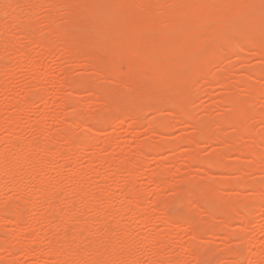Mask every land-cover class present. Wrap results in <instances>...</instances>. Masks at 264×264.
<instances>
[{"label": "rangeland", "instance_id": "1", "mask_svg": "<svg viewBox=\"0 0 264 264\" xmlns=\"http://www.w3.org/2000/svg\"><path fill=\"white\" fill-rule=\"evenodd\" d=\"M4 1L9 2V0H2V2L0 0V17H1L0 18V24H2V22H4L3 23L4 25L3 24L2 25L4 27L6 25H8L9 28H10L9 25H11V29H8L6 26V28H7L6 31L3 30L2 31L3 33H2L1 29H0V34L2 33V34L8 35L9 36L8 39L10 38V35L12 36L8 41L9 44L12 46V48L9 47V45H4L5 47L0 46V77H1L0 80L2 79L3 81L1 80V82H3V83L5 82L4 85H3V83H2V85L0 84V121L2 122V124L5 123L4 125L7 127V126H9L8 122L10 120V116L14 115L18 121H21L22 127H18V129L15 132L10 131L9 128L7 127L8 131H10L11 133L6 131V130H3V129L0 130V151L1 152H4L5 154L6 153L7 154H9V153L13 154V149H12V147H10V144H8V142H7L10 139H13V138L18 139L19 138V140L22 141V143H24V144H27V143L29 144V142L34 141L35 144L40 146V144L42 145L43 143L48 142V138H47L48 135L49 136L53 135L56 133V131L59 133L61 132V134L65 135V134H68L67 129L68 130L69 129L74 130L76 132V133L74 132L75 134L69 133L70 134L69 136L71 137V139L74 142H76L80 139L78 137L82 136V135L78 136L82 131H81V128L79 126H76V124L79 121H76L75 119H72V118H76L78 120H80L79 118H81V120L83 119L82 120L83 122H86L87 126H90V125H92L91 121L93 119L92 116H94L93 113H96L95 114L96 117L94 119L97 121H93L95 123L94 126H97L96 122H98L100 120V122H98V124L99 125L102 124V127H103L106 125V120L104 118V112H105L104 111V104L106 106H109L107 110L111 113V115L114 114L113 116H115L118 114V110L116 108L120 109L119 103L122 102L124 104V106L126 105V107H127V108L124 107L122 103H121L122 105L120 104L121 108L126 109V115L125 116L131 115L134 113L135 115L137 114L136 116L140 119L139 124H137L136 122H135L136 124H134L133 123L134 120L131 119L132 117L128 116V118L130 117L128 120L126 117L124 118L125 119L124 122L126 124L124 122H123L124 123L123 124L120 121L113 127V129H108L109 131L107 130V128L105 129V127L103 129L99 128L100 130L97 131V134L90 135L91 146L88 145V147L90 146L89 148L86 147L84 149H81V150H83V152L80 150L81 153L80 154L78 153L77 157L79 158V161L77 160L78 162L76 161V163H74L75 160L74 161L71 160V162H66V161H63L61 159H56L53 165H49V164L45 163V164L41 165L40 167H38V169H37L38 171H36L35 176L28 175V173L26 172V167H22L19 169V172L21 174H24V176L20 175V177H19V180L22 179L20 181V186L23 190H29V187L33 183L32 186H34L35 189L37 191H39L40 181L42 179H45L48 182H50L51 185H53L52 190H50L51 192H54L55 190H57L56 193L54 192V194H52V193L51 194L53 196L56 195L55 196L56 198L63 197L60 199V201H57L59 199H56L54 197V199H56V201H54V199H51V200H49V202L48 201L45 202L46 204L45 203L44 204L39 203L37 205V211H36L37 213L34 215L38 214V216L40 215L42 217L45 214H47V215H52V213L55 214V215L53 214L55 217L54 219H52V217L50 216L49 218L51 220H49L48 222H45V223H49L48 225L44 223L45 226L47 225L46 227L43 225H42L43 226L42 228L38 226L39 228H41V232H42L40 240H39V242L41 244H43L42 248L47 247L46 245H49L53 240H55L57 238L60 239V243H61L60 245L65 246L66 244L68 245V242H71V243H69L68 246L69 247L72 246L70 249H72L73 251L69 250V252H68V249H69L68 246H66V249L64 250V255H66V253H67V255H69V258L72 259L70 264H72V263L73 264H81L79 262H81V260H83V259L85 260L87 258H88L87 260H90L92 262V264H94V263L95 264H101V263H103L102 260L105 258V257H103V255L107 256L106 254H108V252L111 249H113L116 253H117V251L119 253L120 252L123 253L120 255L117 253L119 258H118L117 262L114 264H124L126 262L130 264L131 262L135 261V260H133L134 255H135L134 259H136V261L140 256V258L138 259V260H140V262L137 261L138 264H159V263L160 264H174V261L176 262L177 260H179L180 254L182 255V256L181 255L180 256L183 257V258H180V260L178 261L180 264H234L233 262L238 261V259L235 258V256L233 254H230L231 255V257H230V255H229V253H227V251L231 250L229 252L232 253V250H234V251H237L239 253L244 254L243 248H245V245H243V244H245V242L243 241V243H242V240H243L242 237H244V235H247L248 238H246V237L245 238L248 242L253 244L252 248H253L254 252L257 253V257H258L256 259H254L252 264H264V251H263L264 248L262 247L263 243H264V207L261 206V204H262L261 202L257 203L256 201L253 200L254 191L250 190L252 188L247 187L246 191L241 192V191H239L238 188H234V187H231V188L219 187V189L218 188L216 189V191L218 190L216 192L217 194H215V195L211 194L212 197L209 196L210 195L209 193H204L202 191L204 186L209 184V182L208 183L206 182V180L209 179L207 176L209 174H212L213 171H214V173L212 174V175H214V177H213L214 182L213 183H219L222 181L232 182V181H237L240 179H245L247 183L249 182L251 184H254V183L257 184L259 182L264 183V172L262 170H260L261 167L259 166V169L253 170V171H250V170H247V171L246 170H244V171L243 170H240V171L239 170H235V171L226 170L225 171L222 169H220L221 171H219V170L217 171L216 169H212V168L205 166V165L199 164L200 165L199 166L197 164V166H196L193 163L187 162L188 156L190 154H192V152L196 153L195 151H197L198 156L201 159L205 160L206 158H208V160H209V157L211 159L212 156H214L215 152L220 151V153L221 152L222 153H221V157H220L221 159L220 158L219 159L221 160V163H224L223 165L227 164V166H228L229 164H231V165L232 164L233 165L238 164L241 167L250 166L251 162H250L249 158L244 157V156L240 157V156H237L235 154H232L233 153L232 150L235 149L233 147H235L236 144H237V147L238 146L242 147V146H246L247 144H249L251 141L249 137L237 136L238 137L237 143L235 144V146H232L233 149L230 148L231 146L224 149L225 147L222 148L221 145L198 143L199 145L197 144V146H196V144L189 145V146H183V147H181L175 151L171 150L169 148L168 149L165 148V150L160 155H156V156L153 155L151 152L152 147L154 145L158 144L161 139L154 135V133L152 132L153 128L151 129L152 126L150 127V124L155 122V121H159V119H161L160 117L162 115H163L162 116V119H163L164 115H166V114L168 115V113L170 112L169 110H167V109H169V104L167 102L162 100V102L160 103L161 99L157 97V91L154 90V88H153L154 81H163V80H166L168 77H170V75H173L172 73L177 74V73H180V71H181V73L186 71L185 68L183 67V65L181 64L182 63L181 62L182 57H183V56L181 57V55H183L182 53L184 51V46L182 44L181 39H176L174 42L165 46L166 48L165 47L162 48L159 46L152 48L150 50L149 54L146 56L145 61H143L144 63H142V62L141 63L146 65V66L147 65L150 66V68L152 69L153 79L135 77L136 81L134 78L133 83H131L132 86H129V84H128L129 82L125 83V81L123 82V81L117 79L116 77L113 78L112 75H108L105 72L102 74V72L105 70L104 69L105 64L109 63L108 60H114L115 59V61H118V56L120 55L121 52L124 51L125 48L130 49V48H133L135 46V43L132 41L130 36L123 37L122 41H120L119 36H118L119 38H116V37L114 38V36H117L116 34H120L121 32H127L129 27H130V23L127 20V18H125L126 16L124 15V13L122 11H118L117 9L113 8L112 1H110V0L98 1L97 0V1H94L92 3V10L84 8V10L75 9L73 11L66 9L65 7H67V6H64V5L62 6V4L65 3V0L64 1H62V0H37L38 5H37V3H36L37 6L35 4H32V5H34L33 7L32 6H30V7L25 6L26 5L25 0H12V1H10L11 4H9L8 2H4ZM14 1H16L17 4ZM38 1H40V2L55 1L52 3L57 4V5L58 4L60 5V3L63 2L60 5L61 7L59 6L58 10H54L55 12L53 11L54 15L57 16V19L55 18L57 20L56 23L61 24L62 25L61 27H63V28H65V26H63V25H65L64 23L67 22V24L69 25L70 23L71 24L73 23V20L75 21L76 19H79V21H77V22H80V23L77 24V22H74L75 24L73 23V25H75V26H70V27H72L71 29H75L76 27H78V29L81 30V28L84 26L86 29V32H87L90 29L94 30V28H93L94 27V21L102 20L105 22L106 29L103 28L104 30L102 29L100 31H97V33H96V30H94L95 32H90V34L92 36L89 34H87V35L90 37H87V35L85 36L87 38L82 37V39H81V37H78V35H82L81 34L82 30L77 31V28H76V31L72 32L73 35L75 34L74 37H76V38L78 37V40L80 42L77 41L76 38H74V41H76V43L79 44V47L81 50H83L82 51L83 53H89V52H90V54L96 53L99 45H105L106 46V45L110 44L111 47L114 49L111 50L110 45L107 46V51L101 55V57L103 59H101V57H100L99 60L101 62L99 60H97L98 63L96 62L95 59L91 60L93 62V64L90 60L83 61L84 59L79 60V61H77V60L76 61H73V60L70 61V58L68 57L69 52H66V50H65L67 45H66V43H63L65 45H62L63 38L57 37L58 34L52 35L48 30V27H47L48 24H47L45 17L51 12L50 11L51 8L49 6L47 7V5H46L47 3L46 4L42 3V5H41V3H39ZM56 1H57V3H56ZM66 1H68V0H66ZM70 1L71 0H69V2ZM73 1H75V0H73ZM76 2L77 1H75L74 5L76 4ZM18 4H20V6ZM22 5L25 7L23 8ZM65 5H68V4L65 3ZM68 7H69V5H68ZM34 8H36V10H34ZM27 9H29L30 11L28 10L29 11L28 12ZM69 11L74 12V14H71ZM161 11H160V13H161ZM15 12H18V14H15ZM31 12H32V14H30ZM263 12H264V10H263ZM16 15L21 16V17L19 16V18H21V19H19L18 22L14 20ZM22 16H23V19H22ZM34 17L37 21L36 27L39 25L37 27V28H39V30H37V28H36L37 33L34 32V34H33L34 37L29 38V37L25 36L26 37L25 38V37H23L24 34L21 31V29H22L21 24L22 23L26 24L28 22L26 20L23 21L24 19L29 20V19H33ZM80 17H81V19H80ZM83 17H84V19L86 18V20H84ZM72 18H73V20L71 21L70 19H72ZM15 19H17V18H15ZM68 20H70V21H68ZM68 22H70V23H68ZM18 23H20V24L17 25ZM91 24L93 25V27ZM79 26H81V28H79ZM125 26H127V28ZM66 27H67V25H66ZM70 27L69 28L67 27L66 29H70ZM84 27H83V29H84ZM124 27L126 28V30H124ZM38 31H40V33H38ZM74 32H76V33H74ZM83 32L84 31H82V33ZM77 33H79V34L77 35ZM108 33H111V35H109ZM36 34L37 35L40 34V36L45 35L44 37H46L47 39L44 37L40 38L39 35L37 36ZM83 35H85V34L83 33ZM100 36L104 37V39L105 38L106 39L105 40L103 38L100 39ZM38 37L40 39H42L43 41H45V44H48V45H50V42H51V40H49V38L52 39L55 42V46L56 47L58 46L59 49L58 50L56 49L55 52L53 51V52L49 53V55H47L48 53L46 54L49 57L46 58L47 60L45 59L46 60L44 62L45 64L43 66L39 67L38 72L40 75H38V77L36 78L35 75L31 72L30 67L28 68V65L26 64L27 62L23 63V61H19V59L17 57L20 54L19 52L20 51L22 52L23 50H24L23 52L31 51L30 55L32 54L31 57L34 56L33 58L38 57V55H39L38 52L40 51V47L37 44H35ZM1 38L2 39L6 38V36L4 35ZM32 38H33V40H35L37 38L36 41H34V45L31 44V43H33ZM80 39L83 42H81ZM85 39H87V41ZM89 39H91V40H89ZM30 40L32 41L31 43H30ZM179 40L181 41V43H179L180 42ZM10 41L13 42L14 44H12ZM88 43H91V44L93 43V44L89 45ZM115 44H116V46H115ZM23 46L27 47V48H24ZM63 46L65 48H63ZM93 47H95V49ZM221 48H222V50H224V52L228 51V47H226V46L221 47ZM247 48H248V55H247L246 59L245 58L239 59L236 56H233V55L230 56L231 54L228 53L227 55H229V56L224 58L225 60L224 59L220 60V62L222 61L221 63L214 64L213 66L210 67L211 69L209 68L210 70L208 69V73L210 72L209 75H211L210 76L211 80H214L218 77H220V78L222 77L227 82V84L229 82V83L233 84L232 86L237 87L236 88V92H237L236 96L241 98V99L242 98L245 99L249 95V93H247V91L245 90L246 89L245 85L243 86V84L245 82H249L250 84H253V85H256L258 82H263V80L259 79L258 77H255V75H254V77L252 75L251 80H247L248 77H246V76L248 74V71H250L254 68L258 69L260 67L261 68L264 67V61L259 56H257V50L252 46H248ZM117 49H118V51H117ZM13 50H15V51H13ZM12 52H14V53L12 54ZM15 52H18L19 54L15 53ZM40 56L41 55H39V58H40ZM42 56H44V55H42ZM69 56L71 57V55H69ZM150 57L152 58L151 60H150ZM19 58H20V56H19ZM39 58L38 59L35 58V59L39 60ZM43 58H45V57H43ZM156 58H157V60H156ZM106 61H108V62L106 63ZM18 62H20V63H18ZM94 62H96L97 64ZM21 63H23V64H21ZM101 64H102V66H101ZM219 65H221V66H219ZM93 67H96L95 69H99V72H96V70H94ZM224 67H226V69ZM189 68H191V67H189ZM190 70H192V68ZM245 71H247V73ZM169 72H170V74H169ZM100 73L103 76L99 75ZM208 73H207V76H208ZM69 74L71 76H68ZM108 76H110V78L112 77L113 80L110 79ZM82 78H84V80L86 81L85 83H83L84 81H82L83 80ZM53 79L56 82V84L49 87V90H50L49 94L50 95H49L48 101L46 103H43L42 101H38L39 99L36 98V99H34V101L32 100V102H33V103L31 102L32 105H29L28 107H24V110L22 112L13 109L11 106L10 107L8 106L10 103V101H8L9 98L12 99L13 97L15 98L17 96H24L28 92L29 93L30 92L38 93V90H41L42 87L47 84V81L51 82V80H53ZM208 79L205 76L202 77L200 82L193 84L194 87L192 86L193 88L191 89V91L193 93L191 91L189 92V94H191V93L193 94L192 97L188 96V102H189L188 107H189V109H191V113H193L192 115H194V121H193L194 124L193 125H192V122H191V124L188 123L189 121L184 122L185 119L182 122L181 120H179V118H177L175 116H170V115L167 116L166 115L164 117V119H166L167 121L164 119L163 120L165 122H167L168 124L170 123V129H168L167 130L168 132L166 131L165 135H164L165 139L167 140L165 142L175 143L176 141L178 142V140H180L181 138H186V137L189 138V137L195 136L197 134V130L194 126L195 123L201 124V123H204V121H208L206 123H209V125L214 122L215 124H212V126L210 125V127H212V130H214V131H217V132H219V131L223 132L224 131L223 134H225V135L227 134L226 136H231V135L236 136L235 130L232 127H230L229 125H225L224 130H223V127H224L223 123H222L223 126L219 125L220 119H223V122H224V118H222V117H223V114H225V111L228 110L227 106L223 105L220 99L222 96L224 97L227 94L226 92H228V90L225 88H222V87L214 86L211 82L208 81ZM63 80H65L64 82L66 85L63 84L64 83ZM138 80L142 81V82H140V84H139ZM243 80H244V83H243ZM81 81L83 84L81 83ZM93 81L98 83V85L100 84L99 88L101 86L104 88L106 86L109 87L110 88L109 92L103 94L104 93L102 91L103 89L101 88V90H99V88L97 87V84L94 83ZM240 81H242L243 84ZM134 82H136V83H134ZM145 82H147L149 85ZM86 83H88L89 85ZM142 83L145 85L147 84L148 86L147 85L144 86ZM127 84H128V86H127ZM133 85H135L136 92H139L140 94L143 93L144 96L147 93H148V95L151 94V96L153 97L152 99L155 100V103H157V104L159 103L158 106L162 105L163 108H165L166 110L163 109L162 106H160L161 108H159L158 106L157 107L154 106L155 104H154V102L152 103V101H153L152 99L149 100V98H148V100H146L148 95L144 99L145 101H143V99H142V100H140L141 102L138 101V104H137V102L135 104L133 103V105H131L132 103L129 104V102L132 98V96L130 95L132 92L130 91L131 93H129L128 90L130 88H133L132 91H134ZM149 86L153 90L149 89L150 88ZM36 88H37V90L34 91V89H36ZM90 88H92V89H90ZM146 88H147V90H150L151 92H148L146 90ZM73 89H75V90H73ZM71 90L73 92H71ZM91 91H93V92H91ZM94 91H95V93L99 94V95L96 94L99 96L98 98L95 95ZM76 92L81 94V98H76L74 96V93H76ZM144 92H147V93L145 94ZM54 93L58 94L57 98H53ZM92 93H94V94H92ZM127 93H129V95ZM139 93H138V96H139ZM124 94H127L126 99L124 97H122V96H124ZM133 95H135V93ZM143 95L141 94V96H143ZM68 97H71V98L73 97V98L69 99ZM119 97H121L122 101H119L120 100ZM65 98H66V100L64 103ZM158 99L160 100L159 102H158ZM76 100H77V103H76ZM126 100H128V101H126ZM191 100H192V102H191ZM35 101H37V102L35 103ZM70 101L73 103H71ZM78 101H80V105L83 104V107L80 106L77 109V106H78L77 104H79ZM117 102H118V105H117ZM126 102L128 103L129 106H127ZM139 103H144V104L150 103V104H147L145 106H143V104L142 105L140 104V107H143V108L140 109V111H139L138 110L139 109ZM255 103L256 104L254 105V109L256 111H258V110L264 111V96L260 97L257 100V102H255ZM74 105H77V106L73 107ZM79 108H81L82 110L85 109L84 112L81 113L82 110H80ZM78 110H80V111H78ZM85 111H86L87 115H88V113H90L89 116H91V113H92L91 117L86 116L88 119L91 118L89 123L87 121L88 119L85 120V116H84ZM129 112H130V114H129ZM56 114L59 117L58 119L55 118ZM99 114L101 115V118L104 119L103 122H102V119L99 118ZM71 119L73 120L72 122L70 121ZM248 120H249V121H247L248 126L252 129H254L255 132L262 131V130L264 131V123H261L259 121V118L252 117V118H249ZM40 121H43V123H44L43 128L46 132L45 136L41 135V132H40L41 130L39 131L40 136H39L38 130L36 131V129L40 128V127H38L39 126L38 122H40ZM70 123L71 124L73 123V124L69 127H66L67 129L65 128L66 130H64V132L61 131V129H64V127H65L63 125H67ZM35 124L38 125L36 128H35V126H36ZM0 125H1V123H0ZM5 126H2V128ZM217 126L219 128L221 127V129L219 130V128ZM6 127L4 129H6ZM70 127H74V128L72 129ZM154 129H157V125L154 126ZM70 130H69V132H70ZM234 132H235V134H234ZM59 133H56V134H59ZM108 138H114L117 142H119L120 144H123V146L121 145L118 147L117 146L118 144L117 145L113 144L114 146L110 145L111 147H108V146L104 147L105 145L103 143ZM36 139H37V142L40 139V141L42 143H40V141H39V143H37ZM240 140H243V141H240ZM54 141H55V145H52L54 147L50 146V151H51V148H52V152H56L59 148L66 147L65 141L63 139H60V140L54 139ZM34 142H32V143H34ZM126 143L129 144V146ZM142 143H145V144L148 143L149 149L147 148V145H146V148L144 145L145 155L147 154L144 161H143V159H141L142 162H144L143 163L144 165L142 164L140 169L137 170L135 173H133L134 179L136 182L133 181L135 184L132 183V186H131L132 187L131 189H133V185H134L136 188L139 189V191L144 192L146 195V199H145L146 201L145 200H144L145 202L143 201L144 205L142 202H141V204H139L140 208H141L142 212L150 213L151 210H155V208H157L159 206L161 207L162 204L159 203L160 200H161V202H163V205L165 202L168 203L167 202L168 199H169V202L171 201V203H169V206L164 205L165 207L163 206V208L159 207L160 209H157V212H158V210H159V212L153 213V216L151 215L152 217L150 216L152 218V220L150 219L151 221L147 220L145 222H140L139 217L134 216L133 214L123 213L122 212L123 210L119 207V204L123 205L124 208L126 206L131 205V200H132L131 197H129V196H128L129 198L126 197V193H125L127 190L126 186H128V184H129L128 183L129 178L127 180L128 174L126 173V171L125 170H123L121 172L118 171V173L113 172L114 174L111 175L112 171L110 169V166L108 168L107 163H106V165H105V163L102 164L103 162L101 163V158L109 156V155H110L109 157H113V158L115 157L116 163H117V160L120 162L123 159L122 158L123 153H124L123 150H125L127 152H129L130 150L133 151L140 144L143 145ZM241 144H242V146H241ZM123 147H125V149H122V151H123L122 152L121 148H123ZM126 147H127V149H126ZM222 149H224V150H222ZM146 151H148V153ZM127 152H125V156H126ZM120 153H122V154L119 155ZM37 155L40 156L39 154H37ZM94 155H96L97 158L101 157L99 159V161L97 160V158ZM93 156L95 157V159L91 158ZM160 167H164L168 173L170 172V175H168L166 173L168 175V177L161 176L162 178L157 179V180H161V181L163 179V181L166 182L167 186H168L167 187L168 190L166 189L165 191H162L160 197L157 199L156 197L158 196V192H157L158 189H157V185H156L155 181L153 182V179H154L153 175ZM256 168H257V166H256ZM207 169L212 171V173H210V171H208ZM26 175H28V176H26ZM74 175L77 177V179L79 178L78 179L80 182L79 184L84 186V187L82 186V188L85 189V191L83 190V193H87L89 195V196L87 195V197L89 199L91 198V200H94L92 202L90 200L91 204L89 206H87L88 208L86 207V210L84 209V205L82 203H79V202H81V201H79L80 199L75 201V199H77L75 197V195L78 192L75 194L73 192L74 189H71V188H75L74 185L72 184V186H71V183L68 182V178L70 176H74ZM164 178H166V179H164ZM185 179H187V180H185ZM188 179L191 180L193 183L190 181V184H189ZM7 182L8 183L6 184V186H3V189L2 188L0 189V195L2 194V196H4L3 200H5L8 195H10L8 197H13V198L14 197L15 198L20 197L21 196L20 193L14 192L13 190H8L11 187V184L9 181H7ZM249 183H248V185H249ZM59 184L62 185L63 188L65 187V191L60 186L59 187L63 191H59L60 188L58 189V187L55 188V186H58ZM7 185H9L10 187ZM254 186H255V184H254ZM129 187L130 186H128V188ZM135 187L133 190H138V189H135ZM171 187H173V188H171ZM194 187L197 189V191L194 190L195 189ZM82 188L80 187V190ZM123 188H125L126 190H124ZM48 189H51L50 185H49ZM108 189H109L111 194L106 197V195L109 193V191H106ZM122 189L125 192H123ZM156 189H157V191H156ZM190 189H192L191 190L192 194L190 193ZM80 190L78 189V191H80ZM199 191L201 193V196H203L202 198H204L205 200H207L206 197L209 198L206 202L204 199L200 200V194L197 195V193H199ZM201 191L203 192L204 195L202 194ZM60 192H61V194L63 193L64 196H60ZM186 192L189 193V194L187 193L188 194L187 197H186ZM194 192H197V193H195L197 197L199 196V198H198V200L200 201L199 204L196 202V200H197L196 197L195 198L193 197V199H195L194 201L197 204L192 203L193 199H191L192 197H190V196H195ZM4 193H7V194L4 195ZM83 193L81 191V195ZM103 193H105L106 195H104ZM90 195H91V197H90ZM94 195L95 196L100 195L99 197H101V195H104L105 197L103 196L100 199H99V197H97L99 200L97 199V201H96ZM77 196H79V195H77ZM184 196H185V199H184ZM204 196H206V197H204ZM79 197H81V196H79ZM173 198H176V200ZM154 199H155V201L158 200L157 207L154 206V203H153ZM165 199H167V200H165ZM172 199H173V201H172ZM180 199H181V201L183 200L185 202V203L183 202L184 204L188 203L189 206L187 204L186 205L182 204L183 207L178 206L180 204L172 206V204L174 205V203L175 204L179 203ZM229 199H230V201L231 200H233V201L231 203L230 202L227 203L226 201H229ZM6 201H5V203H6ZM16 202H18V199H16L14 203L16 204ZM58 202L59 203L63 202V204L61 203L62 206L61 205L59 206ZM77 202H78V204H77ZM127 202H129L130 204ZM237 202H239V203H237ZM255 202L257 204H255ZM3 203L4 202L2 201L0 206L1 205L4 206ZM7 203L8 204L5 205L6 206L5 212L2 211V209L4 210V208L1 206L2 207V209H1V207H0V209H1L0 211L3 212L1 215L2 217L0 216V236L2 237V238L0 237V262H1L0 264H3V263L7 264L8 263L7 259H9V258L12 259V261L9 259L11 261L9 263H11V264H36L37 262H39L40 264H52L53 263L52 261L53 260L55 261V258L53 256H51L48 259V261L42 262V261L38 260L37 257H34V256H33L34 258H32V257L27 258L22 253L18 252V251H20V250H18V248H17V250H15L17 252H15L13 250V249H15V247H17V243H15L16 238L11 239L14 236L8 237L11 235L9 233L13 232L17 238H21L22 234L24 232L28 237L34 236L33 233H35V230L31 229V231H30V228L31 227L34 228L32 226V223H33V225H35V223H36L35 219L37 216H31L33 213H30L29 207L24 205L26 207V209H24L23 216L21 219V228L14 229V227H12L9 223L7 224V221H8L9 217L14 218V216L17 214L18 210H17V208H15L14 203H12V202H7ZM9 203H12L14 205L11 206V204L9 205ZM49 203L50 204H52V203L56 204L57 203V206L59 207V209H57L58 207L55 204L54 205L57 208L56 207L51 208L54 205L51 206V205H49ZM180 203H182V202H180ZM190 203L192 206L190 205ZM230 204H234L236 209H238V211H239V215L237 217L238 219H239V217H241L240 214H243V215L249 214L250 215L249 222L251 221L250 224H245L244 222H241L239 220L238 221L241 222L242 224L238 223V221L235 222L231 217V216H233L232 214L235 215L234 206H233L234 211L231 210V212H233V213H231L230 212L231 208L229 209ZM48 205L50 206V208L48 207ZM73 205H74V207H72ZM166 205H168V204H166ZM193 205L195 207H198V208L194 207L193 209H191L193 207ZM75 206H77V207L75 208ZM187 206L190 207L191 210L189 208L186 209ZM13 207L15 208V212H13L14 211ZM142 207L144 208V210L146 209L147 212L144 211ZM180 207L181 208L185 207V208L180 210ZM253 207H255V208H253ZM241 208L246 212H242L243 210ZM55 209H57L58 211H55ZM248 209H250V210H248ZM148 210H149V212H148ZM182 210H183V212H182ZM27 211L30 214H27ZM62 211L65 214H63ZM81 211H82V213L85 214V216L82 217L83 219L81 218V214H82ZM163 211L165 213H167L172 219H175L177 222H179L181 224L183 223V225H185V226L182 227L180 230H178L176 228L169 227V226L165 225L164 224L165 222L163 223L164 220L163 219H162L163 221L161 220L162 213H164ZM56 212H58L57 213L58 215H56ZM222 212H223V214H221ZM251 212L253 213V216H251V214H252ZM66 213H67L68 217H66ZM227 213H231V216H230V214H227ZM11 214H12V216H11ZM59 214L65 215L64 217L62 215H60L61 217L65 218V219L62 218V220H60V222L61 221L63 222V225L66 222H69L68 223L69 228L74 230V228L78 227L77 229L81 230L82 232H85V234H83V235H86V236L88 235L87 237L86 236L83 237V235L81 236V238L83 237L86 240L85 242L82 241L83 238L82 239L78 238L79 235L82 234V232L78 230L81 233L78 232V234H76V231H75L76 229H75L74 230L75 234L78 236H76V235L73 236V233H72L73 230L71 232V229L66 227L67 223L64 226L65 230L64 231L62 230L63 226L61 225V223L57 222L58 221L57 218H61V217H59ZM225 214H227V215H225ZM25 215L26 216L28 215L29 217L27 216L28 217L27 218ZM209 216L212 218L216 217L215 218L216 220L214 218H213L214 219L213 220ZM219 216L223 219H221ZM228 216H230V217H228ZM235 216H237V215H235ZM32 217H34V218H32ZM41 217H37V218H41ZM186 217L187 218L190 217L189 220L191 222L190 221L187 222L188 219ZM191 217H193V220L194 219H196V220L192 221ZM2 218H4V220L6 218V220L4 221ZM13 218H11V219L9 218V221L13 220ZM225 218L227 220L226 225H228V227H226L223 224L222 225L227 228L228 232L226 231L224 233L223 229L225 230V227H223V229H221L219 225L222 223V221L225 220ZM1 219L4 223L1 221ZM185 219H187V220H185ZM25 220H27V221H25ZM53 220H55V222H53ZM65 220H66V222H64ZM197 220H198V222L196 223ZM229 220L232 221L230 226H229V223H230ZM208 221L210 223V227L208 226L209 224L207 225ZM211 221H213L214 223H211ZM5 222H6V224H5ZM79 222H81V224H83L84 222H86L87 224L88 223L90 224V225L89 224L88 225L90 228V232L93 234L91 236H94V238H95L94 242H89L91 240L90 239L88 240V238L90 236L89 235L90 232L86 233V230L87 229L89 230L88 225L85 224L84 225L85 227L83 225L80 226L81 224ZM194 222L196 224L201 223V226L197 225L199 227H202V224L205 225L206 228L203 229L204 231L202 230L203 232L201 231L199 233L198 231L202 228L199 229L198 227H196V224H194ZM188 223L191 227L193 226L194 228L192 227V229L191 228L189 229ZM192 223L195 226L192 225ZM29 224L31 225V227ZM142 224H147V225L144 226ZM215 224H217L218 227L217 226L215 227ZM1 225L3 226L2 229H1ZM49 225H50V227H49ZM186 225H188V226H186ZM51 226H53V227H51ZM141 226H142V228H141ZM58 227L61 228L60 231H59ZM79 227H82L83 230ZM207 227H208V229H207ZM5 228H7V229H5ZM66 228H68L70 230V232L68 230V232L70 234L66 231L67 230ZM85 228H87V229H85ZM210 228H213V229L218 228L217 232L215 231V233H217L218 235H213V232H212L213 230H211L212 234L209 233ZM219 229L222 230L223 232L219 233V231H220ZM8 230L10 232H8ZM11 230H13V231H11ZM56 230H58V232ZM107 230L108 231L110 230L109 232H111L110 237L109 236L105 237V235H106L105 233L107 232ZM191 230H195L199 235L197 243H200V245L202 244L203 246H206V245H212V246H209V247L207 246V248H209V249L203 247L204 251L201 249L200 250L201 252H200V251H198L200 248L196 245V247L198 248L197 252H196V248H195L193 251V255L190 253H186L183 256L182 251H180V249L182 250L181 247H185L184 245L188 246V244L191 243V241L193 240V236L190 233ZM61 231L63 233H60ZM140 231L149 232L150 235L146 236L145 239H140V237H138L140 234ZM235 231H238V233H239V231H243V232L245 231V233H242L243 235L239 239H237L238 236H236L234 239H232L233 236H235L234 233H232V232H235ZM64 232H65L67 238H68V236H70L71 239L68 238L69 241L66 240V236L64 235ZM31 233H32V235H31ZM227 233H228V235H227ZM60 234L62 235V237L60 236ZM2 235H5V236H2ZM107 235H108V232H107ZM53 236H59V237L53 238ZM63 236H64V238H63ZM151 236L154 240H157V241H152ZM226 236L228 237V239L226 238ZM76 237L78 239H80L81 241H79L78 239L76 240ZM4 238H6L7 241H5L6 239H4ZM158 238H160V239H158ZM29 239H31V238H29ZM59 239H57V241H58L57 243H59ZM61 239H63L62 240L63 242L61 241ZM164 239L166 240L165 242H168L169 244L165 243L163 241ZM240 239H242V240L240 241ZM73 240H76L77 243L83 242L84 245H82L83 243L80 244V245H82L80 248L78 246V244L76 242H74ZM113 240H114V243H112ZM29 242H31V241H29ZM48 242H50V243L48 244ZM154 242L156 243V245L154 244ZM2 243L7 244L6 250H8V251L2 250V248L5 249L4 248L5 245H3ZM8 243H9V245H8ZM13 243H15V245H13ZM108 243L111 244L110 245L111 248H108L109 247V246H107ZM157 243L161 244V248H163V245H164L166 250L163 251L165 248L161 250V248H159L160 246L157 247L158 246ZM75 244H77V245H75ZM135 244L138 247H136ZM166 245L169 247H167ZM74 246L79 247L80 252H79V249L75 248ZM129 247H130V252L133 250V249H131V247L137 248L139 251L137 249L134 250L135 252L132 251V252H134L133 256L131 254L129 256V259H128L127 255H129L130 252H127V251H129ZM232 247H233V249H228V248H232ZM82 248H83V250H81ZM90 248H92V250ZM141 248L143 249V251L141 250ZM44 249L45 248H43V250ZM47 249H48V247H47ZM47 249H45L44 251L47 252L48 251ZM93 249H95L96 252ZM205 249H207V250L205 251ZM71 251L74 252L75 254L73 255V253H71ZM77 251L80 254L83 252V255L81 254V257L79 258L81 260L78 259L79 253ZM143 252L145 254H143ZM162 252H163V254H161ZM204 252H205V254H206V252L207 253L209 252L211 255L207 256V254L206 255L204 254L205 257H203L202 253H204ZM156 253L161 254L164 258L162 256L157 257ZM36 254H38V253H36ZM194 254H196L195 257H193ZM43 255L41 254V256H43ZM67 255H66V258H68ZM76 255H78L77 258H76ZM84 255H86L88 257L86 258V257H84ZM95 255H96V259L99 258V260H95V258H94ZM101 255H102L103 259L100 258ZM200 256H202L203 259ZM121 257H123V258H121ZM130 257L132 258L133 261H130L131 260ZM197 257H198V259H197ZM1 258H3V259H1ZM158 258H160V260ZM4 259H6L7 262ZM76 259L79 260V262H77ZM100 259H102V260H100ZM162 259H163V261H162ZM158 261H159V263H158ZM194 261H197V263H195ZM96 262H98V263H96Z\"/></svg>", "mask_w": 264, "mask_h": 264}, {"label": "bare ground", "instance_id": "2", "mask_svg": "<svg viewBox=\"0 0 264 264\" xmlns=\"http://www.w3.org/2000/svg\"><path fill=\"white\" fill-rule=\"evenodd\" d=\"M10 1H12V0H9V2L8 1H4V2H8L9 4H11L10 3ZM36 1V2H35ZM62 1H64V0H62ZM75 1H77L76 2V4L74 5V3H75ZM75 1H73V0H71L70 2H69V0L68 1H66L65 0V3L66 4H68L69 5V7H68V5H65V3H60V5L62 4V6L64 5V6H67V7H65L66 9H69L70 11H73V10H75V9H82V10H84V8L85 9H91L92 10V3L94 2V1H97V0H75ZM98 1H104V0H98ZM110 1H112V4H113V8H115V9H117L118 11H122L123 13H124V15L126 16L125 18H127V20L129 21V23H130V27H129V29H128V31L127 32H121L120 34H116L117 36H114V38L116 37V38H119L120 37V41H122V39H123V37H127V36H130V38L132 39V41L135 43V46L133 47V48H130V49H124V51L123 52H121L120 53V55L118 56V61H115V59L114 60H108L109 61V63L108 64H105V70L102 72V74L105 72L106 74H108V75H112L113 76V78H117V79H119V80H121V81H125V83H128L129 84V86H132V84L131 83H133V81H134V78L135 77H139V78H151V79H153V75H152V69L150 68V66H146V65H144V64H142V63H144L143 61H145V59H146V56L149 54V52H150V50L152 49V48H155V47H162V48H164L165 46H167V45H169L170 43H172V42H174L176 39H181V41H182V44H183V46H184V51H183V55H181V57H182V65H183V67L185 68V70L186 71H184V72H182L181 73V71H180V73H177V74H174V73H172L173 75H170V77H168L166 80H163V81H154V86H153V88H154V90H156L157 91V97L158 98H160L161 99V101L158 99V102L160 101V103L162 102V100L163 101H165V102H167L168 104H169V109H167V110H169L170 112L168 113V115L167 116H175V117H177V118H179V120H181L182 122L184 121V119H185V121L184 122H188V123H190L191 124V122H192V125L194 124L193 123V121H194V115H192L193 113H191V109H189V102H188V96H191L192 97V91H191V89L194 87L193 86V84H195V83H198V82H200V80H201V78L202 77H206L207 79L209 78L210 79V76L211 75H209V73H208V69L211 67V66H213L214 64H219V63H221L220 62V60H222V59H224V58H226V57H228L229 55H227L228 53L229 54H231L230 56H236L237 58H239V59H246V57H247V55H248V46H252V47H254L256 50H257V56H259L263 61H264V12H263V10H264V0H110ZM1 2H2V0H1ZM3 2V3H4ZM15 3H16V1H14ZM24 2V1H23ZM39 3H41V5H42V3L44 4H46L47 5V7L49 6L51 9H50V13L45 17L46 18V21H47V24H48V30H49V32L52 34V35H57V37H62L63 38V41H62V45H65V44H63V43H66V45H67V47L65 48L64 46H63V48H65V50H66V52H69L68 54L69 55H71V57L68 55V57L70 58V61L71 60H73V61H79V60H82V59H84L83 61H88V60H96V62H97V60H99L100 59V57H101V55L103 54V53H105L106 51H107V46H109V45H99V47L97 48V51H96V53H91L90 54V52L89 53H83L82 51L83 50H81L80 49V47H79V44H77L76 43V41H74V38H76V37H74V35H73V31H76V28H77V31H79L80 29H78V27H76L75 29H71L72 27H70V26H75V25H73V23L74 22H77V21H79V19H76L75 21L73 20V18L72 19H70L71 21L73 20V23L71 24L70 22H68V23H70L69 25L67 24V22L66 23H64L65 25H63V26H65V28H63V27H61L62 25L61 24H57L56 22H57V16L56 15H54V13H53V11L54 10H58V8H59V4L57 5V4H54V3H52V2H55V1H45V2H40V1H38ZM50 2V3H49ZM68 2V3H67ZM36 3H37V0H25V6H27V7H30V6H34V5H32V4H35L36 5ZM56 3H57V1H56ZM59 3V2H58ZM73 3V4H72ZM17 4V3H16ZM19 6H20V4H18ZM37 5H38V3H37ZM36 5V6H37ZM23 6V5H22ZM25 6H23V8L25 7ZM61 7V6H60ZM33 9V8H32ZM26 10V9H25ZM29 9H27V11H28ZM34 10H36V8H34ZM161 11V13H160V11ZM30 11V10H29ZM28 11V12H29ZM69 11V12H70ZM87 11V10H86ZM55 12V11H54ZM88 12V11H87ZM24 13V12H23ZM71 14H74V12H70ZM91 13V12H90ZM15 14H18V12H15ZM30 14H32V12L30 13ZM122 14V13H121ZM20 16V15H19ZM19 16H15V18H17V19H15L14 17V20L15 21H17L18 22V20L19 19H21V18H19ZM34 16V15H33ZM56 16V17H55ZM21 17V16H20ZM30 17V16H29ZM1 18V17H0ZM12 18V19H13ZM56 18V19H55ZM22 19H23V16H22ZM35 19V17L33 18V19H29V20H27V19H24L23 21H28L26 24H24V23H22L21 25H22V29H21V31H22V33L24 34V36L23 37H29V38H31V37H34L33 36V34H34V32H36L37 33V30H39V28H37L36 27V25H37V21H36V19ZM80 19H81V17H80ZM83 19H84V17H83ZM2 20V19H1ZM13 20V21H14ZM70 20H68V21H70ZM84 20H86V18L84 19ZM14 21V22H15ZM16 22V23H17ZM82 22V21H81ZM4 22H2V24H3ZM78 23H80V22H77V24ZM2 24H0V29H1V32L3 31V30H5L6 31V29L8 28V29H11V25H9L10 26V28L8 27V25H6L7 26V28H6V26L4 27ZM20 23H18L17 25H19ZM24 24V25H23ZM75 24V23H74ZM66 25H67V27L69 28L70 27V29H66L67 27H66ZM83 25V24H82ZM92 25V24H91ZM5 29H4V28ZM19 27V26H18ZM84 27V26H83ZM83 27L81 28V26H79V28H81V30L82 31H84L83 33L85 34V35H83V33H82V31H81V34L83 35H78L79 33H77V35H78V37H81V39H82V37H84V38H87V37H90V36H88L87 34H89V35H91L90 34V32H95L94 30H96V33H97V31H100V30H102L103 28L104 29H106V25H105V22L104 21H102V20H96V21H94V27H93V25H92V27L94 28V30H89V31H87L86 32V29H85V27H84V29H83ZM126 28H127V26H125ZM124 27V30H126V28ZM36 28H37V30H36ZM92 28V29H93ZM103 29V30H104ZM20 31V32H21ZM3 33V32H2ZM0 34V38L2 37V36H6V38H1L0 39V46H4V45H9V47H11L12 48V46L9 44V39L12 37L11 35H10V38L8 39V35H6V34ZM38 33H40V31H38ZM74 33H76V32H74ZM109 35H111V33H108ZM2 35V36H1ZM37 35V34H36ZM39 35V37L40 38H43L45 35H41L40 36V34H38ZM37 35V36H38ZM87 35V37H85ZM95 35V34H94ZM92 36V35H91ZM119 36V37H118ZM25 37V38H26ZM38 37V39H37V41H36V39L35 40H33V38H32V41H33V43H31L32 41L30 40V43L31 44H33L34 45V41H36L35 42V44H37L39 47H40V51L38 52V54L39 55H41L40 56V58H39V55H38V57H35V58H39V60H37V59H35V58H33V57H31V55H30V52L31 51H29V52H15V53H17V54H19V56H20V58H19V56L17 57L18 59H19V61H23V63H26L27 65H28V68L30 67V69H31V72L35 75V77L37 78L38 77V75H40L39 74V72H38V69H39V67H41V66H43L45 63V61L47 60L46 58L47 57H49V56H47V55H49V53H51V52H55L56 51V49L58 50L59 48H58V46L56 47L55 46V42L52 40V39H50L49 38V40H51V42H50V45H48V44H45V41H43L42 39H40ZM48 37V36H47ZM78 37L76 38L77 39V41H79L78 40ZM96 37V36H95ZM98 37V36H97ZM110 37V36H109ZM44 38H46V37H44ZM83 38V39H84ZM92 38V37H91ZM104 39V37H101L100 36V39ZM40 39V40H39ZM47 39V38H46ZM80 39V40H81ZM106 39V38H105ZM104 39V40H105ZM12 40V39H11ZM61 40V39H60ZM86 41H87V39H85ZM89 40H91V39H89ZM103 40V41H104ZM53 41V42H52ZM85 41V42H86ZM180 41V40H179ZM178 41V42H179ZM181 41L179 42V43H181ZM11 42V41H10ZM80 42V41H79ZM81 42H83L82 40H81ZM84 42V43H85ZM12 44H14L13 42H11ZM54 43V44H53ZM98 43V42H97ZM110 43V42H109ZM89 45L91 44V43H88ZM93 44V43H92ZM91 44V45H92ZM95 44V43H94ZM14 46V45H13ZM115 46H116V44H115ZM118 46V45H117ZM224 46H226V47H228V51L227 52H224V50H222V48L221 47H224ZM5 47V46H4ZM3 47V48H4ZM24 47V46H23ZM110 47H111V45H110ZM24 48H27V47H24ZM82 48V47H81ZM84 48V47H83ZM94 49H95V47H93ZM122 48V47H121ZM166 48V47H165ZM253 48V49H254ZM29 49V48H28ZM114 48H112L111 47V50H113ZM116 49V48H115ZM30 50V49H29ZM64 50V49H63ZM227 50V49H226ZM12 51V50H11ZM10 51V52H11ZM13 51H15V50H13ZM117 51H118V49H117ZM166 51V50H165ZM14 52H12V54H13ZM48 53V54H47ZM171 53V52H170ZM181 53V52H180ZM47 54V55H46ZM119 54V53H118ZM42 55H44V56H42ZM227 55V56H226ZM42 57V58H41ZM43 57H45V58H43ZM165 57V56H164ZM167 57V56H166ZM105 58V57H104ZM107 58V57H106ZM158 58V57H157ZM157 58H156V60H157ZM46 59V60H45ZM101 59H103L102 57H101ZM152 58L150 57V60H151ZM26 60V61H25ZM164 60V59H163ZM225 60V59H224ZM100 61V60H99ZM108 61H106V63L108 62ZM92 62V61H91ZM96 62H94V63H96ZM101 62V61H100ZM142 62V63H141ZM18 63H20V62H18ZM23 63H21V64H23ZM98 63V62H97ZM96 63V64H97ZM92 64H93V62H92ZM26 65V66H27ZM100 65V64H99ZM123 65V66H122ZM151 65V64H150ZM154 65V64H153ZM174 65V64H173ZM95 66V65H94ZM97 66V65H96ZM101 66H102V64H101ZM104 66V65H103ZM219 66H221V65H219ZM156 67V66H155ZM189 67H191L192 68V70H190L191 68H189ZM223 67V66H222ZM96 67H93V69L94 70H96V72H99V69H95ZM154 68V67H153ZM225 69H226V67H224ZM155 69V68H154ZM211 69V68H210ZM209 69V70H210ZM229 70V69H228ZM248 70V69H247ZM30 71V70H29ZM225 71V70H224ZM67 72V71H66ZM159 72V71H158ZM227 72V71H226ZM246 73H247V71H245ZM207 73H208V76H207ZM66 74V73H65ZM169 74H170V72H169ZM229 74V73H228ZM99 75H101V73L99 74ZM252 75H253V77H254V75H255V77H258L259 79H261V80H263V82H258L256 85H253V84H250L249 82H245L244 83V80H243V83H242V81H240L242 84H243V86L245 85V90L247 91V93H249V95L247 96V98H239V97H237L236 95H237V92H236V88L237 87H235V86H232L233 84H231V83H229L228 82V84H227V82L221 77H218V78H216V79H214V80H209L208 79V81L209 82H211L214 86H217V87H222V88H225V89H227L228 90V92H226L227 94L222 98L221 97V102H222V104L223 105H226L227 106V108H228V110H226L225 111V114H223V117L222 118H224V122H223V119H220V124L219 125H221V126H223L224 125V127H223V130L225 129V125H229L230 127H232L234 130H235V132H236V134H235V132H234V134L236 135V136H226L225 134H223L224 133V131L223 132H217V131H214V130H212V127H210V125L212 126V124H215L214 122L213 123H211L210 125H209V123H206V122H208V121H204V123H201V124H198V123H195V128H196V130H197V134L195 135V136H192V137H189V138H181L180 140H178V142L176 141L175 143H173V142H165V141H167L166 139H165V132L168 130V129H170V123L168 124L167 122H165L164 120H166V119H164V117L166 116V115H164V117H163V119H162V116L160 117L161 119H159V121H155V122H153V123H151L150 124V127H151V129L153 128V130H152V132L154 133V135L155 136H157V137H159L161 140H160V142L158 143V144H156V145H154L153 147H152V149H151V152H152V154L153 155H160L164 150H165V148H169V149H171V150H177V149H179V148H181V147H183V146H189V145H194V144H196V146H197V144L198 143H202V144H216V145H221V147L223 148V147H225L224 149H226L227 147H229V146H231L230 148H232V146H235V144L237 143V136H239V137H242V136H246V137H249L250 138V143L249 144H247L246 146H242V144H241V146L242 147H237V144H236V146L235 147H233V148H235L234 150H232V154H235V155H237V156H240V157H242V156H244V157H247V158H249L250 159V166H244V167H241V166H239L238 164L237 165H231V164H229L228 166H227V164H225V165H223L224 163H221V153H220V151L218 152H215L214 153V156H212V158L210 159V157H209V160H208V158H206L205 160H203V159H201L199 156H198V152L197 151H195L196 153H194V152H192V154H190L189 156H188V160H187V162H189V163H193L194 165H196L197 166V164L199 165V164H201V165H205V166H208V167H210V168H212V169H216L217 171L219 170V171H221L220 169H222V170H232V171H235V170H250V171H253V170H257V169H259V166L261 167V169L260 170H262L263 172H264V131L262 130V131H257V132H255V130L254 129H252V128H250L249 126H248V123H247V121H249L248 119L249 118H252V117H255V118H259V121L261 122V123H264V111L263 110H258V111H256L255 109H254V105L256 104L255 102H257V100L260 98V97H262V96H264V67L263 68H258V69H252V70H250V71H248V74H247V76L246 77H248V79L247 80H251V77H252ZM67 76V75H66ZM68 76H71L70 74L68 75ZM101 76H103V75H101ZM106 76V75H105ZM104 76V77H105ZM109 78H110V76H108ZM250 77V78H249ZM1 78V77H0ZM35 78V79H36ZM106 78V77H105ZM108 78V79H109ZM83 79V80H82ZM81 80L82 81H84L83 83H85L86 81L84 80V78H82ZM110 79H112V77L110 78ZM165 79V78H164ZM255 79V78H254ZM2 80V79H1ZM1 80H0V82H1ZM37 80V79H36ZM113 80V79H112ZM3 81V80H2ZM65 80H63V82H64ZM82 81H81V83H82ZM135 81H136V78H135ZM91 82V81H90ZM94 83H96L95 81H93ZM138 82H139V84H140V82H142V81H139L138 80ZM2 83L3 82H1L0 84L2 85ZM5 83V82H4ZM4 83H3V85H4ZM82 83V84H83ZM117 83V82H116ZM134 83H136V82H134ZM145 83H147V82H145ZM54 84H56V82L54 81V79L53 80H51V82H49V81H47V84L46 85H44L43 87H42V89L41 90H38V93H36V92H28L26 95H24V96H17V97H13L12 99L11 98H9V100L8 101H10V103H9V107L11 106L13 109H15V110H17V111H20V112H22L23 110H24V107H28L29 105H32V100L34 101V99H36V98H38L39 100L38 101H42L43 103H46L47 101H48V97H49V92H50V90H49V87L50 86H52V85H54ZM63 84H65V82L63 83ZM86 84H88V83H86ZM97 84V87L99 88V85H98V83H96ZM128 84H127V86H128ZM131 84V85H130ZM138 84V85H139ZM143 84V83H142ZM141 84V85H142ZM148 84V83H147ZM146 84V85H147ZM210 84V83H209ZM211 84V85H212ZM238 84V83H237ZM66 85V84H65ZM89 85V84H88ZM144 86H146L145 84H143ZM149 85V84H148ZM147 85V86H148ZM236 85V84H235ZM151 86V85H150ZM149 86V87H150ZM193 86V87H192ZM96 87V86H95ZM133 87H134V91H132V89L133 88H130L129 90H128V92L129 93H131L130 95L132 96V98H131V100H130V102H129V104H131V105H133V103L135 104L136 102H137V104H138V101H140V100H142L143 99V101H145L144 99L147 97V95H148V93L147 92H144L146 95L144 96L143 95V93H141L143 96H141V94L139 93V92H136V89H135V85H133ZM152 87V86H151ZM149 88V89H152V88ZM101 88L103 89L102 91L104 92H102L103 94H105V93H107V92H109V90H110V88L109 87H100L99 88V90H101ZM68 89V88H67ZM90 89H92V88H90ZM143 89V88H142ZM169 89V90H168ZM31 90V89H30ZM29 90V91H30ZM37 90V88L36 89H34V91H36ZM70 90V89H69ZM73 90H75V89H73ZM146 90H147V88H146ZM153 90V89H152ZM32 91V90H31ZM131 91V92H130ZM148 92H151L150 90H147ZM192 92L191 94H189V92ZM245 91V92H246ZM71 92H73L72 90H71ZM90 92V91H89ZM91 92H93V91H91ZM142 92V91H141ZM167 92V93H166ZM82 93V92H81ZM84 93V92H83ZM94 93H95V91H94ZM94 93H92V94H94ZM129 93H127L128 95H129ZM135 93V95H133ZM137 93V94H136ZM138 93H139V96H138ZM96 94H98V93H95V95ZM109 94V93H108ZM127 94H124V96H122V97H124L125 99L127 98ZM57 95L58 94H56V93H54V97L53 98H57ZM99 95V94H98ZM98 95H96L97 96V98L99 97ZM126 95V96H125ZM74 96L76 97V98H81V94L80 93H78V92H76V93H74ZM105 96V95H104ZM141 96V97H140ZM151 94L150 95H148V97H147V99L146 100H148V98H149V100H151L153 97L151 96ZM74 97V98H75ZM67 98V97H66ZM66 98L64 99V103H65V100H66ZM69 99L71 98V97H68ZM73 98V97H72ZM71 98V99H72ZM119 101H122L121 100V97H119ZM130 99V98H129ZM192 99V98H191ZM153 101H152V103L154 102V106H158L159 105V103L157 104V103H155V100L154 99H152ZM75 101V100H74ZM103 101V100H102ZM111 101V100H110ZM126 101H128V100H126ZM32 102V103H31ZM37 101H35V103H36ZM71 102V101H70ZM82 102V101H81ZM141 102V101H140ZM191 102H192V100H191ZM71 103H73V102H71ZM76 103H77V100H76ZM78 103L79 104H77V105H74L73 107H75V106H77V109H78V107H83V104H81L80 105V101H78ZM122 102H120L119 103V108L120 109H118V108H116L117 110H118V114L117 115H115V116H113V115H111V113L107 110L108 109V107L109 106H106L105 104H104V118H105V120H106V125L105 126H103L102 127V124H98V122H100V120L98 121V122H96V125L97 126H94V122L93 121H97V120H95L94 118L96 117L95 116V114L96 113H93V115L94 116H92V113H91V116H92V121H91V123H92V125H90V126H87V124H86V122H83L82 120H81V118H79L80 120H78V119H76V118H72V119H75L76 121H79L77 124H76V126H79L80 128H81V133L78 135V136H80V135H82L81 137H78V138H80L78 141H76V142H74L72 139H71V137L69 136L70 134L69 133H72V134H75L76 132L74 131V130H70V132H69V130L66 128V127H69V126H71L72 124L70 123V124H67V125H63V126H65L64 127V129H61V131H63L64 132V130H66L67 129V132H68V134H61V132L59 133V132H57L56 131V133H59V134H53V135H48L47 136V138H48V142L47 143H43L42 145L40 144V146H38L37 144H35V142L34 141H32V142H34V143H32V142H29V144L27 143V144H24V143H22V141H20L19 140V138L17 139V138H13V139H10V140H8L7 142H8V144H10V147H12V149H13V154H11V153H9V154H5L4 152H1L0 151V189L2 188L3 189V186H6V184L8 183L7 181H9L10 182V184H11V187L9 186V185H7V186H9L10 188L8 189V190H13L14 192H17V193H20V197H17V198H13V197H8V196H10V195H6L7 196V198L5 199V200H3L4 199V196H2V194L0 195V204H1V202L3 201L4 203H3V205L4 206H2L3 208H4V210L2 209V207H1V209H2V211L3 212H5L6 210H5V205H7L8 203L7 202H12V203H14L15 202V200L16 199H18V202H16V204L14 205V204H12V203H9V205L11 204V206H15V208H17V210H18V212H17V214L14 216V218L13 217H9L10 219L11 218H13V220H11V221H9V218H8V221H7V224L9 223L12 227H14V229H19V228H21V219H22V216H23V212H24V209H26V207L24 206V205H26V206H28L29 207V209H30V213H33L31 216H37V217H41L40 215L38 216V214L37 215H34V214H36L37 212V205L40 203V204H44L45 202H49V200H51V199H54V197L56 196H53L52 194H54V192L56 193V191L57 190H55L54 192H51L50 190H52V186L53 185H51L50 184V182H48L47 180H45V179H42L41 181H40V184H39V191H37L36 189H35V187L34 186H32L33 185V183H32V185L29 187V190H23L22 188H21V186H20V181L22 180V179H20L19 180V177H20V175H22V176H24V174H21L20 172H19V169L20 168H22V167H26V172L28 173V175H30V176H35V173H36V171H38L37 169H38V167H40L41 165H43V164H49V165H53L54 164V162H55V160L56 159H61V160H63V161H66V162H71V160H75L74 161V163H76V161L78 160L79 161V158L77 157V155H78V153L80 154L81 153V151L83 152V150H81V149H84V148H89L90 146H91V143H90V140H91V137H90V135H92V134H97V131L98 130H100L101 128L103 129L104 127H105V129L107 128V130L108 129H113V127L118 123V122H124V118L126 117L127 118V120L130 118H128V116H131L132 118V120H134L133 121V123L134 124H139V118L133 113V114H131V115H127V116H125L126 115V109H124V108H121V105L123 104H121ZM107 104V103H106ZM114 104V103H113ZM121 104V105H120ZM126 104H127V106H129L128 105V103L126 102ZM140 104L142 105L143 104V106H145V105H147V104H150V103H139V111H140V109H142L143 107H140ZM157 104V105H156ZM108 105V104H107ZM117 105H118V102H117ZM130 105V106H131ZM67 106V105H66ZM123 106H124V104H123ZM160 106H162V105H160ZM160 106H158L159 108H161ZM124 107H126V105L124 106ZM135 107V106H134ZM138 107V106H137ZM168 107V106H167ZM127 108V107H126ZM129 108V107H128ZM162 108H163V106H162ZM80 110H82L81 108H79ZM110 109V108H109ZM115 109V110H116ZM163 109H165V108H163ZM80 110H78V111H80ZM84 110L85 109H83L82 111H81V113H83L84 112ZM166 110V109H165ZM77 111V110H76ZM103 111V110H102ZM101 111V112H102ZM75 112V111H74ZM73 112V113H74ZM141 113V112H140ZM86 114V115H85ZM85 114H84V116H85V120L86 119H88L87 117H91V116H89V114L90 113H88V115H87V113H86V111H85ZM129 114H130V112H129ZM133 115V116H132ZM56 117V119H58L59 117H58V115L56 114L55 115ZM78 116V115H77ZM87 116V117H86ZM136 116V117H135ZM99 118L100 119H102V122H103V118H101V115L99 114ZM221 118V117H220ZM70 120L71 122L73 121V120ZM91 119V118H90ZM90 119H88L87 121H88V123H89V121H90ZM98 119V118H97ZM187 120V121H186ZM209 120V119H208ZM222 120V121H221ZM167 121V120H166ZM180 121V122H181ZM210 121V120H209ZM136 122V123H135ZM0 123H1V125H0V130L1 129H3V130H6V131H8V128H9V130L10 131H16L17 129H18V127H22V124H21V121H18L17 119H16V117L14 116V115H11L10 116V120H9V122H8V124H9V126H5L4 124L5 123H3L2 124V122L0 121ZM90 123V124H91ZM125 123V122H124ZM123 123V124H124ZM222 123H223V125H222ZM43 121H40V122H38V125L37 124H35L36 126H35V128L38 126V127H40L39 129H36V131L38 130V133H39V131L41 132V135L42 136H45V130H44V128H43ZM126 124V123H125ZM155 125H157V129H154V126ZM2 126H5L6 127V129H4L5 127H3L2 128ZM99 126V127H98ZM101 126V127H100ZM216 126V125H215ZM218 127V126H217ZM66 128V129H65ZM70 128H74V127H70ZM100 128V129H99ZM219 128V127H218ZM221 129V127L219 128V130ZM217 130V129H216ZM10 131H8V132H10ZM60 131V130H59ZM72 131V132H71ZM109 131V130H108ZM75 132V133H74ZM168 132V131H167ZM11 133V132H10ZM39 136H40V133H39ZM72 136V135H71ZM54 139H57V140H60V139H63L64 141H65V146L66 147H61V148H59L56 152H52V148H51V151H50V146H52V145H55V141H54ZM240 139V138H239ZM242 139V138H241ZM39 141H40V139L38 140V142H37V139H36V142L37 143H39ZM240 141H243V140H240ZM40 143H42L41 141H40ZM90 143V144H89ZM104 145V147H111L110 145H112V146H114L115 144L119 147V146H123V144H120L119 142H117L114 138H108V139H106L105 140V142L103 143ZM114 144V145H113ZM127 144V143H126ZM143 145H139V146H137L133 151H129V152H127V151H125V150H123L124 151V153H123V159H122V161H118L117 160V163H116V159H115V157L113 158V157H109V156H106V157H103V158H101V157H99V158H97L96 157V155H94L96 158H97V160L99 161V159L101 158V163L102 164H104L105 163V165H106V163L108 164V168H109V166H110V169H111V175L112 174H114L113 172H117L118 173V171H123V170H125L126 171V173L128 174L127 175V180H128V178H129V184H128V186H130L129 188H128V186H126L127 188V190L125 189V188H123L124 190H126V192L122 189V191L123 192H125L126 193V197H131V205H129V206H126L125 208H124V206L123 205H121V204H119V207L123 210L122 212L123 213H130V214H133L134 216H137V217H139V221L140 222H145V221H147V220H149V221H151L152 220V216H153V213H158L159 212V210H158V212H157V209H160V208H163V206L165 205V206H169V203H171V201L169 202V199H168V203H166V204H168V205H166L165 203H164V205H163V202H161V200L159 201V203H161L160 205H161V207L159 208V207H157V204H158V200H156L155 201V199H154V201H153V203H154V206H156L157 208H155V210H151V212L150 213H145V212H142V210H141V208H140V205L139 204H141V202L143 203V201L146 199V195H145V193L144 192H142V191H139V189L138 188H136L134 185H133V189H134V187H135V189H138V190H133V189H131L132 187V183L133 184H135L134 182H136L135 181V179H134V175H133V173H135L137 170H139L140 169V167H141V165L144 163V162H142V160L141 159H143V161H144V159L146 158V155H145V152H144V145H145V148H146V145H147V148L149 147L148 146V143H142ZM88 145H90L89 147H88ZM128 146H129V144H127ZM199 145V144H198ZM127 146V147H128ZM52 147H54V146H52ZM127 147H126V149H127ZM130 148V147H129ZM232 148V149H233ZM11 149V150H12ZM122 149H125V147H123V148H121V151H122ZM149 149V148H148ZM166 149V150H167ZM224 149H222V150H224ZM81 150V151H80ZM80 151V152H79ZM120 151V152H121ZM122 151V152H123ZM149 151V150H148ZM148 151H146L147 153H148ZM11 152V151H10ZM125 152H127V154H126V156H125ZM31 154V155H30ZM37 154H39L40 156H38ZM122 153H120L119 155H121ZM91 157V158H93V159H95V157ZM78 158V159H77ZM220 158V159H219ZM92 159V160H93ZM121 160V159H120ZM77 161V162H78ZM188 163V164H189ZM144 165V164H143ZM200 166V165H199ZM256 166H257V168H256ZM207 167V168H208ZM243 168V169H242ZM208 170V169H207ZM208 171H210V170H208ZM170 175V172L168 173L167 172V170L164 168V167H160L155 173H154V179H153V182L155 181V183H156V185H157V189H158V191H157V189H156V191L158 192V196L156 197L157 199L160 197V195H161V192L162 191H165L166 189H167V183L166 182H164L163 181V179H162V181L161 180H157L158 178H162L161 176H166V177H168V175ZM210 173H212V171H210ZM213 173H214V171H213ZM212 173V174H213ZM165 174V175H164ZM212 174H209L207 177L209 178V179H207L206 180V182L208 183L209 182V184L208 185H206V186H204V188L202 189V191L204 192V193H209L210 195V197H212V195L211 194H217L216 192L218 191H216V189L218 188L219 189V187H228V188H231V187H234V188H238L239 189V191H241V192H243V191H246V188L247 187H250V188H252V189H250L251 191H254V193H253V200L254 201H256L257 203L258 202H261L262 204H261V206L262 207H264V183H254L255 184V186H254V184H251V183H249V185H248V183L246 182V180L245 179H240V180H237V181H232V182H229V181H222V182H219V183H213L214 182V179H213V177H214V175H212ZM28 175H26V176H28ZM76 176L74 175V176H70L69 178H68V182L69 183H71V186H72V184L74 185V187L75 188H71V189H74L73 190V192L76 194L77 192V194L75 195V197L77 198V199H75V201L76 200H78V199H80L79 201H81V202H79V203H82L83 205H84V209L86 210V207L87 206H89L90 204H91V202L92 201H94V200H91V198L89 199L88 197H87V193H83V190L85 191V189L84 188H82V186L83 185H80L79 183V178L77 179V177L75 178ZM151 177V176H150ZM34 178V177H33ZM66 179V178H65ZM164 179H166V178H164ZM185 180H187V179H185ZM189 180V179H188ZM134 181V182H133ZM190 181L191 180H189V184H190ZM127 182V181H126ZM185 182V181H184ZM188 182V181H187ZM192 182V181H191ZM35 183V182H34ZM193 183V182H192ZM5 184V185H4ZM170 184V183H169ZM49 185H50V188L51 189H48V187H49ZM65 185V184H64ZM251 185V186H250ZM253 185V186H252ZM62 187L63 188V186L62 185H58V186H55V188L56 187H58V189L60 188V187ZM80 187L82 188L81 190H80ZM84 187V186H83ZM124 187V186H123ZM193 187V186H192ZM171 188H173V187H171ZM195 188V187H194ZM64 189V191H65V187L63 188ZM78 189L80 190V191H78ZM189 189V188H188ZM168 190V189H167ZM192 189H190V193L192 192L191 191ZM194 190H196L197 191V189L195 188ZM59 191H63V190H61V188L59 189ZM58 191V192H59ZM81 191H82V195H81ZM106 191H109V189L108 190H106ZM105 191V192H106ZM201 191V192H202ZM57 192V193H58ZM72 192V193H73ZM203 192H202V194H203ZM52 193V194H51ZM71 193V194H72ZM80 193V194H79ZM108 193V192H107ZM122 193V192H121ZM177 193V192H176ZM188 192H186V197H187V195L189 194H187ZM195 193H197V192H194V195L195 196H190V197H192L191 199H193V197L195 198L196 197V199L198 200V198H199V196L197 197L196 196V194ZM5 194H7V193H4V195ZM63 194V193H62ZM61 194V192H60V196H64V194L62 195ZM104 195H106L105 193H103ZM111 193H110V191H109V193L106 195V197L108 196V195H110ZM183 194V193H182ZM192 194V193H191ZM200 194V200L201 199H204V198H202L203 196H201V193H200V191H199V193H197V195H199ZM77 195H79V196H81V197H79V196H77ZM104 195H101V197H103ZM204 195V194H203ZM58 196V195H57ZM89 196V195H88ZM95 196V195H94ZM100 196V195H99ZM99 196H95V200L97 201V197H99ZM218 196V195H217ZM90 197H91V195H90ZM93 197V196H92ZM101 197H99V199L101 198ZM105 197V196H104ZM128 197V198H129ZM189 197V196H188ZM204 197H206V196H204ZM216 197V196H215ZM219 197V196H218ZM56 198V197H55ZM61 198H63V197H61ZM61 198H56V199H59V200H57V201H60V199ZM125 198V197H124ZM207 198V200L209 199L208 197H206ZM56 199H54V201H56ZM98 199V200H99ZM171 199V198H170ZM173 199H175L176 200V198H173ZM173 199H172V201H173ZM178 199V198H177ZM184 199H185V196H184ZM190 199V198H189ZM188 199V200H189ZM190 199V200H191ZM7 200V201H6ZM14 200V201H13ZM90 200H91V202H90ZM125 200V199H124ZM165 200H167V199H165ZM179 200V199H178ZM195 199H193V201H192V203H195V204H199L200 203V201L198 200H196V202L194 201ZM205 200V199H204ZM207 200H205V202L207 201ZM223 200V199H222ZM227 200V199H226ZM5 201H6V203H5ZM146 201V200H145ZM144 201V202H145ZM233 200H231L230 201V199H229V201H226L227 203L228 202H232ZM180 202H182V203H180ZM184 201L182 200L181 201V199H180V201H179V203H174V205L172 204V206H175V205H177V204H180V205H178V206H182V204L183 205H188V203H186V204H184L183 203ZM255 202V204H257ZM62 204H63V202H61ZM61 203H59L58 202V204H59V206L61 205ZM127 203H129V202H127ZM147 203V202H146ZM226 203V204H227ZM237 203H239V202H237ZM241 203V202H240ZM46 204V203H45ZM55 203H52V204H50L49 203V205H51V206H53ZM77 204H78V202H77ZM76 204V205H77ZM130 204V203H129ZM205 204V203H204ZM236 204V203H235ZM242 204V203H241ZM48 205V207L50 208V206ZM56 206H57V203L55 204ZM53 206V207H51V208H54V207H56V206ZM71 205V204H70ZM143 205H144V203H143ZM142 205V206H143ZM171 205V204H170ZM190 205H191V203H190ZM201 205V204H200ZM232 207H231V206ZM229 205V209H230V212H231V210H233V206H234V204H230ZM247 205V204H246ZM62 206V205H61ZM164 206V207H165ZM189 206V205H188ZM186 207V209L187 208H189L190 209V207ZM192 206V205H191ZM239 206V205H238ZM254 206V205H253ZM8 207V206H7ZM25 207V208H24ZM58 207V206H57ZM56 207V208H57ZM72 207H74V205L72 206ZM77 206H75V208H76ZM183 207V206H182ZM195 206L193 205V207L191 208V209H193ZM252 207V206H251ZM258 207V206H257ZM14 208V207H13ZM15 208H14V211L13 212H15ZM88 208V207H87ZM143 208V207H142ZM178 208V207H177ZM176 208V209H177ZM185 208V207H184ZM184 208H181L180 207V210L181 209H184ZM195 208H198V207H195ZM228 208V207H227ZM253 208H255V207H253ZM0 209V210H1ZM7 209V208H6ZM57 209H59V207L57 208ZM57 209H55V211H58ZM190 209V210H191ZM242 209V208H241ZM257 209V208H256ZM9 210V209H8ZM13 210V209H12ZM143 210H144V208H143ZM163 210V209H162ZM235 210V211H234ZM234 212H235V215H237V216H235L234 214H232L233 216H231V213H233V212H231V213H227V214H230V216L232 217V219L235 221V222H237L238 220L239 221H241V222H244L245 224H250V222H249V217H250V215L249 214H247V215H243V214H240L241 215V217H239V219L237 218L238 217V215H239V211H238V209H236V207L234 206ZM243 210V209H242ZM241 210V211H242ZM248 210H250V209H248ZM2 211H0V216L2 215ZM60 211V210H59ZM83 211V210H82ZM82 211H81V213H82ZM144 211H146L147 212V210L145 209ZM227 211V210H226ZM11 212V211H10ZM63 212V211H62ZM84 212V211H83ZM148 212H149V210H148ZM164 212V211H163ZM182 212H183V210H182ZM242 212H246V211H242ZM28 211H27V214H30ZM58 212H56V215H58L57 214ZM60 213V212H59ZM80 213V214H81ZM85 213V212H84ZM84 213H82L81 214V218L83 217V216H85V214ZM145 213V214H144ZM162 213V212H161ZM241 213V212H240ZM252 213V212H251ZM8 214V213H7ZM49 214V213H48ZM54 213H52V215H53ZM63 214H65L64 212H63ZM221 214H223V212L221 213ZM227 214H225V215H227ZM6 215V214H5ZM43 215V214H42ZM47 214H45V215H43L41 218H37L36 217V223H35V225H33V223H32V226L34 227V228H32L31 227V225H30V231H31V229H34L35 230V233H33V235L34 236H27L26 234H25V232L22 234V237L21 238H17L16 237V235L13 233V232H10L9 230H8V232H10L9 234H11L10 236H8V237H11V236H14V237H12L11 239H13V238H16L15 240H16V242L15 243H17V247H15V249H13L14 251L15 250H17V248H18V250H20V251H18V252H20V253H22L23 255H25L27 258H34V257H37L38 258V260H40V261H42V262H45V261H48V259L51 257V256H53L54 258H55V261L53 260L52 262L54 263V264H70L71 263V260L72 259H70L69 258V255H67V253H66V255L68 256V258H66V255H64V250L66 249V246H68L69 245V243H71V242H68V245L66 244L65 246L64 245H60L61 243H60V239L59 238H57V239H59V243H57L58 241H57V239H55V240H53L51 243L50 242H48V244L49 245H46L47 247H48V249H47V247H43V248H45V249H47L48 251L46 252V251H44L43 250V248H42V245L43 244H41L40 242H39V240H40V237H41V228L43 227V226H45V224H49V223H45V222H48L49 220H51L49 217L51 216L52 217V219H54L55 217H54V215L52 216V215H47ZM60 215H62V214H59V217H61ZM152 215V216H151ZM243 215V216H242ZM11 216H12V214H11ZM26 216V215H25ZM28 216V215H27ZM26 216V217H27ZM47 218H46V217ZM63 217L65 216V215H62ZM70 216V215H69ZM79 216V215H78ZM151 216V217H150ZM224 216V215H223ZM230 216H228V217H230ZM251 216H253V213L251 214ZM2 217V216H1ZM29 217V216H28ZM27 217V218H28ZM63 217H61V218H57L58 219V221L57 222H59V223H61V225L63 226L62 227V230L64 231L65 230V228H64V226L66 225V223H67V226L66 227H68V223L69 222H66V220L64 221V222H66L64 225H63V222L61 221L60 222V220H62V218ZM66 217H68L67 216V213H66ZM210 217V216H209ZM220 217V216H219ZM226 217V216H225ZM32 218H34V217H32ZM70 218V217H69ZM187 218V217H186ZM192 218V221H194V220H196V219H194L193 220V217H191ZM210 218H212V217H210ZM214 218V217H213ZM212 218V219H213ZM216 218V217H215ZM214 218V219H215ZM221 218V217H220ZM3 220H4V218H2ZM2 219H1V221H2ZM26 219V218H25ZM63 219H65V218H63ZM83 219V218H82ZM151 219V220H150ZM164 221H163V220ZM188 219V221L187 222H189L190 220V217H188L187 218ZM187 219H185V220H187ZM213 219V220H214ZM221 219H223V218H221ZM5 220H6V218H5ZM4 220V221H5ZM80 220V219H79ZM161 220L163 221V223L165 224V225H167V226H169V227H173V228H176V229H178V230H180L182 227H184L185 225H183V223L181 224V223H179V222H177L175 219H172L167 213H162V217H161ZM216 220V219H215ZM231 220V219H230ZM229 220V226L231 225V223H232V221H230ZM25 221H27V220H25ZM82 221V220H81ZM184 221V220H183ZM222 221V220H221ZM226 218H225V220L224 221H222V223L219 225L220 226V228L221 229H223V227H228V225H226L227 223H226ZM238 221V223H241V222H239ZM3 222V221H2ZM53 222H55V220H53ZM191 222V221H190ZM198 222V220L196 221V223ZM225 222V223H224ZM4 223V222H3ZM25 223V222H24ZM45 223V224H44ZM80 224H81V222H79ZM149 223V222H148ZM147 223V224H148ZM195 222H194V224H196ZM211 223H214L213 221H211ZM217 223V222H216ZM5 224H6V222H5ZM85 224H87L86 222H84L83 224H81L80 226H84ZM89 224V223H88ZM87 224V225H88ZM147 224H142V225H144V226H146ZM180 224V225H179ZM185 224V223H184ZM193 223H192V225H194ZM209 224V225H208ZM225 225V226H223V225ZM242 224V223H241ZM43 225V226H42ZM46 225V226H47ZM59 225V224H58ZM90 225V224H89ZM89 225H88V228H89ZM141 225V224H140ZM188 225H189V223H188ZM188 225H186V226H188ZM197 225H200L201 226V223H199V224H196V227H198L199 229L200 228H202V229H200L198 232L200 233L204 228H206L205 227V225H203L202 224V227H199V226H197ZM207 225L210 227V223H209V221L207 222ZM222 225V226H221ZM41 227V228H39V227ZM45 226V227H46ZM79 226V225H78ZM195 226V225H194ZM218 227V225L217 224H215V227ZM250 226V225H249ZM38 227V228H37ZM49 227H50V225H49ZM51 227H53V226H51ZM60 227V226H59ZM58 227V228H59ZM85 227V226H84ZM193 227V226H192ZM192 227L189 225V229L191 228L192 229ZM195 227V228H196ZM225 227V230L223 229V231H224V233L227 231V228ZM3 228V226L1 225V229ZM56 228V227H55ZM57 228V229H58ZM64 228V229H63ZM69 228V227H68ZM66 228L67 230V232H68V230L69 229H71V228ZM78 227H76V228H74V230L76 231V234H78V232L79 231H81V230H79V229H77ZM79 228H81L82 230H83V228L82 227H79ZM141 228H142V226H141ZM144 228V227H143ZM194 228V227H193ZM5 229H7V228H5ZM44 229V228H43ZM85 229H87V228H85ZM146 229V228H145ZM207 229H208V227H207ZM216 229V228H215ZM215 229H213V228H210V232L209 233H211L212 234V232H213V235H218L217 233H215V231L217 232V229L215 230ZM28 230V229H27ZM26 230V231H27ZM54 230V229H53ZM61 230V228H59V231ZM72 230L73 229H71V232H72ZM73 230V236H75L76 234H75V231ZM79 230V231H78ZM211 230H213L212 232H211ZM220 230V229H219ZM11 231H13V230H11ZM43 231V230H42ZM57 232H58V230H56ZM110 231V230H109ZM108 230H107V232H108V235H107V232L105 233L106 235H105V237L107 236H111V232H109ZM151 231V230H150ZM204 231V230H203ZM202 231V232H203ZM222 230H220L219 231V233H221V232H223ZM53 232V231H52ZM69 232H70V230H69ZM68 232V233H69ZM82 232V231H81ZM81 232H79V233H81ZM87 232H90V228H89V230L87 229L86 230V233ZM142 232V233H141ZM228 232V231H227ZM241 232V233H240ZM32 233H31V235H32ZM60 233H63L62 231L60 232ZM71 233V234H72ZM190 233L192 234V236H193V240L191 241V243H189L188 244V246L187 245H184L185 247H181L182 248V250L180 249V251H182V254H183V256L186 254V253H190V254H192L193 255V251H194V249L196 248V252H197V250H198V248L196 247V245L200 248L198 251H200L201 249L204 251V249H203V247H205V248H207V246L209 247V246H212V245H206V246H203L202 244L200 245V243H197L198 242V233L195 231V230H191L190 231ZM223 233V234H224ZM232 233H234V235L235 236H233V238L232 239H234L236 236H238L237 237V239H239V238H241L242 237V233H245V231L243 232V231H239V233H238V231H235V232H232ZM5 234V233H4ZM70 234V233H69ZM83 234H85V232H82V234H80L79 235V237L78 238H81V236L83 235ZM247 234V233H246ZM6 235V234H5ZM5 235H2V236H5ZM64 235L66 236V234H65V232H64ZM90 236H89V238H88V240L90 239L91 241H89V242H94V236H91V235H93L91 232H90V234H89ZM150 235V233L149 232H143V231H140V234H139V236L138 237H140V239H145L146 238V236H149ZM203 235V234H202ZM201 235V236H202ZM227 235H228V233H227ZM232 235V234H231ZM60 236L62 237V235L60 234ZM76 236H78V235H76ZM84 236H86V235H83V237ZM88 236V235H87ZM86 236V237H87ZM200 236V237H201ZM240 236V237H239ZM1 237V236H0ZM56 238V237H59V236H53V238ZM60 237V238H61ZM82 237V238H83ZM85 237V238H86ZM248 238V236L247 235H244V237H242V239H240V241L242 240V243H243V241L245 242V244H243V245H245V248H243L244 249V254H242V253H239V252H237V251H234V250H232V253L231 252H229V251H231V250H229V251H227V253H229V255L230 254H233L234 256H235V258H237L238 259V261H234L233 263L234 264H252L253 263V261H254V259H256V258H258L257 257V253L256 252H254V250H253V248H252V246H253V244H251L250 242H248L247 240H246V238ZM2 238V237H1ZM29 238H31V239H29ZM63 238H64V236H63ZM68 238L69 239H71L70 238V236H68ZM68 238H67V236H66V240L67 241H69L68 240ZM75 238V237H74ZM77 237H76V240L78 239ZM81 238V239H82ZM92 238V239H91ZM151 238H152V236H151ZM226 238L228 239V237L226 236ZM4 239H6V238H4ZM9 239V238H8ZM109 239V238H108ZM158 239H160V238H158ZM2 240V239H1ZM51 240V239H50ZM63 239H61V241H62ZM76 240H73L74 242H76ZM79 241H81L80 239H78ZM93 240V241H92ZM249 240V239H248ZM4 241V240H3ZM5 241H7V239L5 240ZM9 241V240H8ZM11 241V240H10ZM29 241H31V242H29ZM65 241V240H64ZM72 241V240H71ZM82 241L83 242H85L86 240L83 238L82 239ZM151 241V240H150ZM152 241H157V240H154L153 238H152ZM164 242L166 241L165 239L163 240ZM63 242V241H62ZM73 242V243H74ZM83 242H76L77 244H78V246L81 248V246L82 245H84V243ZM12 243V242H11ZM15 243H13V245H15ZM83 243V244H82ZM111 243V242H110ZM110 243H108V245L107 246H109L108 248H111L110 247V245L112 244V243H114V240L112 241V243L110 244ZM152 243V242H151ZM160 243V242H159ZM159 243H157V247H159V248H161V244H159ZM165 243H168V242H165ZM3 244V243H2ZM46 244V243H45ZM77 244H75V245H77ZM80 244H82V245H80ZM150 244V243H149ZM154 244L156 245V243L154 242ZM169 244V243H168ZM3 245H5V249H3L2 248V250H4V251H8V250H6V245L7 244H3ZM8 245H9V243H8ZM12 245V244H11ZM71 245V244H70ZM113 245V244H112ZM136 245V244H135ZM215 245V244H214ZM104 246V245H103ZM106 246V247H107ZM167 246V245H166ZM202 246V247H201ZM242 246V245H241ZM69 247V246H68ZM67 247V248H68ZM72 246H70L69 247V249H68V252H69V250H72V249H70ZM75 248H78L79 249V247H77V246H74ZM136 247H138L137 245H136ZM156 247V248H157ZM167 247H169V246H167ZM263 248H264V243H263V246H262ZM165 247H164V245H163V248H161V250L162 249H164ZM8 249V248H7ZM10 249V248H9ZM42 249V250H41ZM91 250H92V248H90ZM131 249H133L132 251H134V250H136L137 248H134V247H131ZM207 249H209V248H207ZM207 249H205V251L207 250ZM216 249V248H215ZM228 249H233V247L232 248H228ZM235 249V248H234ZM240 249V248H239ZM11 250V249H10ZM9 250V251H10ZM77 250V249H76ZM81 250H83V248L81 249ZM93 250H95V249H93ZM138 250V249H137ZM141 250L143 251V249L141 248ZM160 250V251H161ZM166 250V248L163 250V251H165ZM238 250V249H237ZM73 251V250H72ZM71 251V253H73V255L75 254L74 252H72ZM130 252V247H129V251H127V252H130V254L129 255H127L128 256V259H129V256L132 254V256H133V253L135 252ZM139 251V250H138ZM264 251V250H263ZM11 252V251H10ZM15 252H17V251H15ZM78 252V251H77ZM79 252H80V249H79ZM78 252V253H79ZM95 252H96V250H95ZM126 252V251H125ZM201 252V251H200ZM226 252V251H225ZM36 253H38V254H36ZM117 253L120 255V254H123V253H119L118 251H117ZM113 249H111L109 252H108V254H106L107 256H105V255H103V257H105L104 259H103V257H102V255H101V257L100 258H102V259H100V260H102V262L103 263H101V264H114V263H116L117 262V260H118V258H119V256H118V254H117ZM209 253V252H208ZM207 252H206V254H207V256L209 255H211L210 253L208 254ZM214 253V252H213ZM212 253V254H213ZM41 254L43 255V256H41ZM82 255H83V252L81 253ZM81 254L79 253V257H78V259L81 257ZM86 254V253H85ZM127 254V253H126ZM140 254V253H139ZM143 254H145L144 252H143ZM159 256H158V255ZM161 254H163V252L161 253ZM161 254H159V253H156V256L157 257H160V256H162ZM204 254H205V252L204 253H202V255H203V257H205L204 256ZM205 254V255H206ZM98 255V254H97ZM181 255V254H180ZM179 255V257L180 258H183V257H181ZM195 255L196 254H194V256L193 257H195ZM201 255V254H200ZM34 256V257H33ZM77 256L78 255H76V258H77ZM100 256V255H99ZM131 256V257H132ZM139 256V255H138ZM84 257H88V256H86V255H84ZM130 257V258H131ZM134 257H135V255H134ZM134 257H133V260H135L134 262H131L130 264H138L137 263V261H139L140 262V260H138L139 258H140V256H139V258L137 259V261H136V259H134ZM163 257V256H162ZM202 259H203V257L202 256H200ZM230 257H231V255H230ZM94 258H95V260H99V258L98 259H96V255L94 256ZM121 258H123V257H121ZM164 258V257H163ZM180 258H179V260H180ZM192 258V257H191ZM1 259H3V258H1ZM10 259V258H9ZM7 259L8 260V263L7 264H11V263H9V262H11L12 261V259ZM46 259V260H45ZM52 259V258H51ZM50 259V260H51ZM83 259V258H82ZM88 259V258H87ZM87 259H83V260H81V259H79V260H81V262H79V260H77V262H79V263H81V264H92V262L90 261V260H87ZM91 259V258H90ZM125 259V258H124ZM127 259V260H128ZM159 260H160V258H158ZM197 259H198V257H197ZM236 259V260H237ZM6 262H7V260L6 259H4ZM132 260V258H131V260L130 261H133ZM179 260H177L176 262L174 261V264L176 263V264H180L178 261ZM194 260V259H193ZM125 261V260H124ZM162 261H163V259H162ZM199 261V260H198ZM4 262V261H3ZM41 262V263H42ZM51 262V263H52ZM195 263H197V261H194ZM1 263V262H0ZM52 263V264H53ZM94 263V262H93ZM96 263H98V262H96ZM127 263V262H126ZM126 263H124V264H126ZM158 263H159V261H158ZM162 263V262H161ZM4 264V263H3ZM36 264H40L39 262H37ZM73 264V263H72ZM95 264V263H94ZM127 264H129V263H127ZM160 264V263H159Z\"/></svg>", "mask_w": 264, "mask_h": 264}]
</instances>
